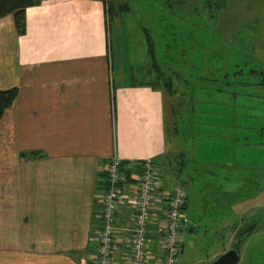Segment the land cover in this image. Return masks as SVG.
Instances as JSON below:
<instances>
[{
  "label": "crops",
  "instance_id": "1",
  "mask_svg": "<svg viewBox=\"0 0 264 264\" xmlns=\"http://www.w3.org/2000/svg\"><path fill=\"white\" fill-rule=\"evenodd\" d=\"M25 19V32L17 34L13 15L0 17V50L6 44L15 60V72L6 70L11 83L0 89H18L0 118V264H94L107 160L119 154L127 168L153 159L167 185L160 171L167 150L163 87L151 85L155 76L137 77L145 68L129 70L109 53L101 0H42L25 8ZM31 150L42 153L20 155ZM122 189L116 264H124L129 250L133 212L131 188ZM242 199L231 204L239 217ZM226 223L233 232L241 226L238 219Z\"/></svg>",
  "mask_w": 264,
  "mask_h": 264
},
{
  "label": "rangeland",
  "instance_id": "2",
  "mask_svg": "<svg viewBox=\"0 0 264 264\" xmlns=\"http://www.w3.org/2000/svg\"><path fill=\"white\" fill-rule=\"evenodd\" d=\"M114 1L129 4V9L113 15L106 25L109 53L123 58L129 70L145 68L138 78L154 80L146 44L149 33L162 76L177 74V92L185 98L194 86V105L202 101L194 118L193 111L182 112L185 129L192 117L186 129L190 145L181 138L177 146L186 150L181 158L190 173L188 179L184 173L178 178L187 199L180 230L186 264H205L225 251L235 236L226 222L235 219L242 229L251 226L253 231L243 237L234 264H264V0ZM1 33L6 36V29ZM2 47L0 88H5L11 83L6 70L15 72V60L7 45ZM203 78L215 80L198 88ZM165 99L168 125L173 117L167 94ZM187 106L185 102L182 107ZM200 110L207 113L201 115ZM223 160L231 167L221 164ZM176 163L160 168L167 185L178 181L169 169ZM239 194L245 208L241 217L231 209ZM194 223L199 227L192 233Z\"/></svg>",
  "mask_w": 264,
  "mask_h": 264
},
{
  "label": "built area",
  "instance_id": "3",
  "mask_svg": "<svg viewBox=\"0 0 264 264\" xmlns=\"http://www.w3.org/2000/svg\"><path fill=\"white\" fill-rule=\"evenodd\" d=\"M121 156L112 155L104 167L105 188L97 197L100 227L96 230L94 264H116L113 259L118 227L115 215L124 202L123 187L131 188L129 250L124 264H180L181 226L185 195L178 181L162 184L151 159L142 160L139 171L127 176L120 169Z\"/></svg>",
  "mask_w": 264,
  "mask_h": 264
},
{
  "label": "trees",
  "instance_id": "4",
  "mask_svg": "<svg viewBox=\"0 0 264 264\" xmlns=\"http://www.w3.org/2000/svg\"><path fill=\"white\" fill-rule=\"evenodd\" d=\"M42 0H0V17L6 15V14H12L13 15V22H14V27H15V31L17 34H22L25 32L26 30V19H25V8L27 6L30 5H35L40 3ZM104 1V12L105 15L107 17V21L109 23V20L113 17V15L116 14H120L121 12L127 11L129 9V4L127 3H123V4H115L114 0H103ZM147 41L149 44V51H151V56H152V63L155 66V70H156V80L154 82H151V85L153 87H157V85H161L163 87V100H164V110H165V137H166V141H167V150L165 151V158L166 160L164 161V165H166L167 163H171L172 160H174L175 162H177L175 164V166H169V169L172 170L173 175L177 178V180L182 184V182L178 179L181 173H187V170L185 168L186 166V159L181 158L183 156V154L186 152V150L184 148H182V150H177V146L180 143V139L183 138L184 141H188V132L186 131V129L188 128V126L190 125V122L192 120V117L190 119H187L186 122H188L189 124H186V129L184 128L185 126H183L182 124V120L183 116H182V112L188 113L187 110H190L191 113L194 109V103H195V88L194 86L189 87V91H188V96L183 98V96H181L178 92H177V87H178V75L176 77V75L174 74L172 77V73L169 75H167V77H163L162 76V70L159 69V65L157 64L158 62L156 61V57H155V53H154V46H153V41L152 38L149 36H147ZM151 45V48H150ZM251 71H255L253 69H251ZM212 81L215 79H211V78H203L200 80L199 82V87L200 86L202 88L206 87L207 82L208 81ZM186 84H191V80L187 81L184 80ZM211 83V82H210ZM227 84V83H226ZM196 85V84H194ZM218 87H223V86H218ZM219 90H222V88H219ZM17 87L16 86H12L10 88L7 89H0V118L3 116V113L5 111L6 108H8L9 106H11V104L13 103V101L15 100V97L17 95ZM165 94L168 95V104H169V109H170V113L173 117V121L167 125L166 123V108H165V104H166V99H165ZM183 98V99H182ZM187 103L188 106L186 107V109H183V104ZM202 102V101H200ZM197 102V103H200ZM196 103V104H197ZM112 108H113V113L115 114V95L113 93L112 95ZM184 110V111H182ZM203 111V110H201ZM194 112V111H193ZM179 137V140H178ZM187 145L189 146L190 143L188 141ZM27 153L34 155V154H40L42 153L41 150H36V151H21L20 155L25 156ZM194 160V159H193ZM151 161L153 162L154 160L151 159ZM142 160H138L132 163L131 166H125V161H121V165H120V169L123 171V173H125L127 176H129L130 171L131 170H135V171H139L142 167ZM154 163V162H153ZM124 169H129V171H124ZM262 177L264 178V173L262 174ZM182 187V186H181ZM183 189V188H182ZM184 192V190H183ZM185 195V202L183 204V211L184 208L186 207V194L184 192ZM254 225V224H252ZM241 229L243 228V226H240ZM240 227L234 231L235 234H237V232H239ZM252 230L248 233L250 234ZM247 234V235H248ZM216 257V256H215ZM209 261H207L206 263H208Z\"/></svg>",
  "mask_w": 264,
  "mask_h": 264
},
{
  "label": "water",
  "instance_id": "5",
  "mask_svg": "<svg viewBox=\"0 0 264 264\" xmlns=\"http://www.w3.org/2000/svg\"><path fill=\"white\" fill-rule=\"evenodd\" d=\"M252 227L246 229H241L237 234H235L230 246L220 254L216 255L207 264H234L240 259V248L243 237H245Z\"/></svg>",
  "mask_w": 264,
  "mask_h": 264
},
{
  "label": "flooded vegetation",
  "instance_id": "6",
  "mask_svg": "<svg viewBox=\"0 0 264 264\" xmlns=\"http://www.w3.org/2000/svg\"><path fill=\"white\" fill-rule=\"evenodd\" d=\"M182 243V242H181ZM181 256H180V264H186L187 263V256L186 255H184L185 253V247H182V245H181ZM240 251H241V249H240ZM240 253V252H239ZM205 264H207V263H205Z\"/></svg>",
  "mask_w": 264,
  "mask_h": 264
}]
</instances>
